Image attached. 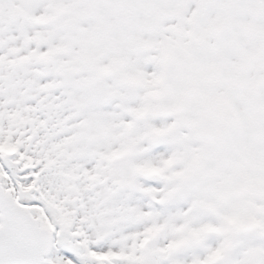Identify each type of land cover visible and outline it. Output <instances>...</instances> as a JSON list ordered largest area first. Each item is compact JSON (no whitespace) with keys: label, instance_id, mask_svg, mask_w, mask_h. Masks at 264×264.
Here are the masks:
<instances>
[{"label":"snow or ice","instance_id":"obj_1","mask_svg":"<svg viewBox=\"0 0 264 264\" xmlns=\"http://www.w3.org/2000/svg\"><path fill=\"white\" fill-rule=\"evenodd\" d=\"M0 264H264V0H0Z\"/></svg>","mask_w":264,"mask_h":264}]
</instances>
